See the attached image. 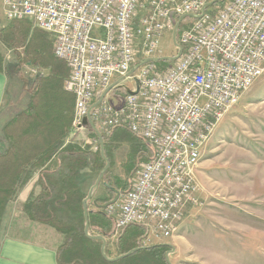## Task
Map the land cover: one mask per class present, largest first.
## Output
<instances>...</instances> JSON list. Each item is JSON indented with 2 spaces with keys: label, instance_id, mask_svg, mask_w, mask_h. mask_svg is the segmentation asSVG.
I'll return each mask as SVG.
<instances>
[{
  "label": "built area",
  "instance_id": "built-area-1",
  "mask_svg": "<svg viewBox=\"0 0 264 264\" xmlns=\"http://www.w3.org/2000/svg\"><path fill=\"white\" fill-rule=\"evenodd\" d=\"M214 1L4 0L7 20L27 19L50 33L55 56L70 69L71 137L91 143L90 116L101 133L126 129L152 150L128 191L104 210L113 238L134 224L145 229L143 244H155L173 237L190 207L203 205L204 144L264 72V0ZM188 14L202 16L186 22L181 51L176 45V58L160 69L164 38Z\"/></svg>",
  "mask_w": 264,
  "mask_h": 264
},
{
  "label": "trees",
  "instance_id": "trees-1",
  "mask_svg": "<svg viewBox=\"0 0 264 264\" xmlns=\"http://www.w3.org/2000/svg\"><path fill=\"white\" fill-rule=\"evenodd\" d=\"M180 32L181 27L177 39ZM0 41L6 48L16 51L18 66L33 65L41 71L48 70L44 74L39 71L30 87L19 69L15 72L23 79L24 88L30 96L26 107L3 129L7 147L0 152V226L6 206L17 193L23 178L30 170L37 169L40 191L38 194L32 193L22 207L30 220L48 224L64 235V241L57 249L59 264H170L167 253L171 246L166 243L143 244L141 238L145 229L141 225L128 226L119 237L117 256L136 251L116 261L104 258L102 240L85 234L84 199L87 193L79 179L81 171L89 168L93 172H100L108 159L111 166L103 182L108 184L107 189L113 198L116 193L111 187L121 194L126 193L136 168L128 172L126 180L113 175L114 154L118 150L114 141L116 130L108 135L102 133L105 157L102 156L99 135L92 127L90 136L99 142L96 149H93V143L71 137L75 95L65 89L70 69L64 60L55 56L47 32L33 28L27 19H16L0 28ZM156 63L163 69L172 60L160 58ZM0 72L7 73L1 53ZM126 131L131 134L135 146L131 159L139 164L137 160L141 155L144 161H148L152 156L149 145L129 130ZM89 224L91 234L106 235L111 230L112 222L104 210L98 209L89 211ZM106 253H110L108 247Z\"/></svg>",
  "mask_w": 264,
  "mask_h": 264
},
{
  "label": "rangeland",
  "instance_id": "rangeland-1",
  "mask_svg": "<svg viewBox=\"0 0 264 264\" xmlns=\"http://www.w3.org/2000/svg\"><path fill=\"white\" fill-rule=\"evenodd\" d=\"M185 19L181 30L193 18ZM10 22L0 0V28ZM48 34L53 45V36ZM163 44L164 54L174 57V39L167 35ZM0 53L5 59L11 91L8 119L0 121L1 152L7 146L4 126L26 107L30 96L23 79L15 72L19 69L30 87L42 69L33 65L18 66L16 51L6 48L1 41ZM114 138L118 150L114 155L113 175L126 180L128 172L133 167L137 169L144 160L141 155L137 160L139 164L131 159L135 146L128 131L118 129ZM95 146L98 148L99 142ZM132 178L133 175L130 180ZM198 179L203 205L190 207L173 237L155 244H171L168 252L171 264H264V72L216 123L204 144ZM107 206L99 209L105 210ZM111 230L104 236L110 252L107 255L113 258L118 255L116 244L120 236L113 238Z\"/></svg>",
  "mask_w": 264,
  "mask_h": 264
},
{
  "label": "crops",
  "instance_id": "crops-1",
  "mask_svg": "<svg viewBox=\"0 0 264 264\" xmlns=\"http://www.w3.org/2000/svg\"><path fill=\"white\" fill-rule=\"evenodd\" d=\"M10 92V77L7 73L0 72V121L3 122L8 119L6 116L9 110ZM87 137L93 143V149H96L97 141L90 136L89 131ZM99 175L100 172H93L89 168L81 171L79 179L87 196L95 186ZM38 178L39 170H30L23 178L17 195L6 207L0 226V264H59L57 249L63 243L64 235L48 224L30 220L22 207L32 193H39ZM112 199L114 197L110 196L102 181L94 188L88 200V209L98 210Z\"/></svg>",
  "mask_w": 264,
  "mask_h": 264
},
{
  "label": "water",
  "instance_id": "water-1",
  "mask_svg": "<svg viewBox=\"0 0 264 264\" xmlns=\"http://www.w3.org/2000/svg\"><path fill=\"white\" fill-rule=\"evenodd\" d=\"M221 0H215L213 2L214 3H218L220 2ZM205 10H203V13H204ZM202 13V14H203ZM201 15H193V14H188V15H184V16H181V18L178 20V22L175 24V28H174V31H173V39H174V42L175 44L180 48V51H181V46L178 44V41H177V33H178V30H179V27H180V24L181 22L187 18V17H191V18H197V17H200L202 16ZM176 58V56L174 57H168V56H165V57H162V59L164 60H174ZM135 72V69L131 71V74L132 75L133 73ZM137 85L139 86V81L137 80ZM110 90V88H108V90L102 95V97L99 99V101L95 104V106H97L101 100L104 98L105 94ZM85 123H89L93 128L94 130L97 132V134L99 135V140L101 142V149H102V156L105 157V151H104V145H103V136H102V133L99 131V129L96 127L95 123L91 120L90 116L87 117V119L85 120ZM111 166V162L107 159V164L105 166V168L101 171L100 175H99V178L95 184V186L91 189V192L90 194L84 199V210H85V218H86V225H85V234L90 237V238H93V239H100L103 241V245H102V254L104 256L105 259H107L108 261H116L120 258H123V257H126L128 255H130L131 253L135 252L136 250H132L124 255H121V256H116V257H109L106 253V246H107V239L104 235L102 234H97V235H93L91 234V230H90V224H89V209H88V200L90 199L91 195H92V192L94 190V188L96 186H98L102 181H103V178H104V175L106 173V171L109 169V167ZM104 185L106 187H108V184L107 183H104ZM111 189L116 193V196L114 197V199H112L110 202H108V204L110 203H114L116 202L119 198H120V191L117 190L116 188L114 187H111ZM108 204H105L103 205V207L107 206ZM102 208V206H100ZM168 245H171L169 243H166ZM167 260L170 262L169 260V254L167 253ZM171 264V262H170Z\"/></svg>",
  "mask_w": 264,
  "mask_h": 264
}]
</instances>
